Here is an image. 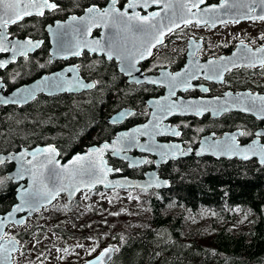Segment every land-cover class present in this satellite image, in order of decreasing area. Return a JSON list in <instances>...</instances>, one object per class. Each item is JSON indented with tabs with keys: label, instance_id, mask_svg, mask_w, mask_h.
Returning <instances> with one entry per match:
<instances>
[{
	"label": "trees",
	"instance_id": "16d2710c",
	"mask_svg": "<svg viewBox=\"0 0 264 264\" xmlns=\"http://www.w3.org/2000/svg\"><path fill=\"white\" fill-rule=\"evenodd\" d=\"M104 71L98 64L90 92L0 106V153L52 144L66 160L110 141L120 128L107 118L125 105L120 87L110 89ZM108 163L123 176L139 177L120 162ZM12 169L0 165V214L15 204L16 185L5 178ZM159 176L169 180L168 189H97L71 203L61 197L35 216L38 224L15 228L19 252L50 232L88 248L84 255L75 245L67 248L60 264H82L108 247H115L108 264H264V166L192 157L159 170Z\"/></svg>",
	"mask_w": 264,
	"mask_h": 264
},
{
	"label": "flooded vegetation",
	"instance_id": "af4514ba",
	"mask_svg": "<svg viewBox=\"0 0 264 264\" xmlns=\"http://www.w3.org/2000/svg\"><path fill=\"white\" fill-rule=\"evenodd\" d=\"M50 2H56L59 5L58 9H45L43 16L34 14L25 17L16 24H10L7 29H0V32L8 35L5 45L9 49L0 53V60H7L10 57V45L17 41L26 43L30 40L34 45L39 44V47L32 48L31 52L17 57L13 63L0 69V84L3 86L4 95H10L15 90L29 85L43 76H49L66 69L76 70L79 77L86 83L92 82L96 85L95 81L90 78L98 76V64H100V66L105 67L103 75L110 80L109 88L120 87L123 93L125 107L121 110L131 111V114L121 124H111L120 128L116 133L145 124L152 112L149 107L150 102L157 104L160 110L163 105L175 101L187 109H189V102H195V106L191 107L192 109L229 111L217 117H213L211 114L197 117L165 114L161 110V117L159 116L160 120L157 123V133L160 135L156 137L154 142V145L160 149L154 150L151 144L141 146V143H145L146 140L142 137L138 138L139 142L136 144L129 145L128 154L145 159V163L141 167L129 168L122 161L108 158L120 162L126 169L139 175L138 178L132 179H143L146 173L155 169V157L149 154L154 152V154H176L177 152L170 150L173 149V145H179L182 154L188 149L194 152L204 137H212V140L215 141L222 139L225 135L235 134L239 148L248 146L255 141L264 147V135L262 134L264 132V118H262L264 113H258L262 102L255 99L264 96V66L259 63V58L264 54L257 53L256 56L251 54L264 47V39H261L264 37V20L246 18L238 19V23L234 21L220 23L221 19L215 16V14L225 11L249 13L247 7L242 5L250 3L251 0H239L235 8L218 9L215 13L201 10L211 5L218 6L221 0H206L199 9L192 8L191 13L212 14V17L209 15L205 19L211 17L215 21V26L204 23L197 25L196 22H192L166 33L162 39L163 43L151 49V55L145 53L144 59H138L131 75L126 71L121 72L119 63L114 58L109 60L103 55L97 56L86 49L80 51L79 55H73V50H71L63 58L51 60L52 38L58 25L67 23L72 20V17L78 19L84 16L87 14V7L93 4L101 8L112 5L111 0H50ZM133 2L136 6L129 8V0H117L114 7L126 15L119 18L115 25L118 26L116 36L121 42L127 43L125 51L136 55L138 58L139 52L144 51L143 47L140 48L144 39L138 36V32L125 30L127 24L135 23V21H129L128 17L150 16L153 13H160L162 7L160 4L152 3V0H133ZM192 2L195 0L186 3L190 6ZM229 3H233V0H229ZM255 7L256 12L249 14L257 15L260 13V8ZM108 21L113 24L111 20ZM89 25L90 23L81 30V35L83 33L86 40L92 43L101 36V31L96 26L91 27L89 31ZM137 36L138 38H136ZM209 61L214 63L209 65ZM124 67H126L125 63ZM177 73L184 74L178 77V81L187 79L189 75L195 78L188 80L187 87L177 83L174 89L175 94L170 96L171 76ZM221 73L222 78L220 77ZM213 75L215 78H208ZM69 76L70 74H67V77ZM141 78L147 79V81L140 82L138 79ZM151 80L159 81V83H150ZM203 89H207V91ZM243 112H252L259 117ZM173 129L178 131L180 135H173L171 131ZM178 161H169L160 165L157 169L158 176L159 170ZM159 178L169 182L168 179L160 176ZM64 201H66L65 198ZM15 228L18 227L11 225L6 228L5 239L14 237L15 232L11 231H16Z\"/></svg>",
	"mask_w": 264,
	"mask_h": 264
},
{
	"label": "water",
	"instance_id": "95a60500",
	"mask_svg": "<svg viewBox=\"0 0 264 264\" xmlns=\"http://www.w3.org/2000/svg\"><path fill=\"white\" fill-rule=\"evenodd\" d=\"M146 1H149V0H146ZM187 1H190V0H171V7H169L168 9H165L164 3H168L169 0H164V3L160 4V6L162 7V11L159 13L158 16L155 17L153 22L158 23V26L160 23H162L164 25L165 34H166L168 33L167 27L170 24H173V22L175 25H179L178 27L184 24L182 17L186 19H191L193 22H195L197 19H200L201 21L206 20L205 17L212 15V14H205L204 12H199V13H195V15L193 16L185 8H183V5ZM247 15H251V14L246 13V12L236 13V12H228V11L215 14V16L219 17L221 20H224V21H236L238 19H246ZM88 16L89 14L87 13L84 16L76 20L72 19L68 21L67 23L58 25L56 27L54 36L52 38L53 45L51 49V60L63 58V56L65 54H68V52H70L71 50H76L77 44L80 45L78 49L79 52L86 49L89 52L95 53L97 56L103 55L106 58H108L107 57V42L110 39L115 40L117 42H121L119 38L116 36L118 26L110 23L107 19L101 21L99 17H97L96 19H97V22L99 23V26H96V28H98L101 31V36L95 41H100L102 45H105V49L103 51H100V50L91 51L90 49L96 46L94 44L95 41H92V43H90V41L86 40L83 33L81 35V30H83L85 26L88 23H90V19H88ZM81 18H84V19H81ZM178 27L173 26V30H175ZM138 36L144 40L151 39V36H144L141 33H139ZM138 36L136 38H138ZM14 44L17 45L16 51L13 52L12 50H10L11 51L10 57H8L7 60H0V63H4L5 66L9 65L10 63H13L17 57L21 56L20 52L23 49L19 47V44H23V43L22 42L18 43L17 41L10 45L11 49H12V45ZM31 51L32 49L27 51V53ZM11 57H13V59H11ZM65 57H69V56H65ZM113 58L119 63V69L121 71V68L124 67V63L120 59H118L115 55L113 56ZM58 73L61 74L60 79L63 81V84H64L63 88H57L53 86L54 82L56 81L57 73H54L49 76H43L29 85L23 86L15 90L10 95H4L3 86L2 84H0V106L22 107L32 102L39 95L50 97V96L63 95V94H79L84 91L93 90L94 88V87H90V88L81 87L80 86L81 84H94V83L92 82L86 83L82 78L79 77V74L76 70L72 72L66 69ZM67 74H70V76L67 77ZM45 77L49 78L48 81H45ZM138 80L140 82L147 81V79H144V78H141ZM25 89L35 90L34 96H28L27 92L22 91ZM4 100H8L9 102L4 103L3 102ZM12 100H16L18 102L12 103L11 102ZM149 107L152 109V112H151L149 120L145 124L133 127L127 131H120L116 133L115 137L111 139L110 141L103 142L98 145H92L88 147L84 152L76 153L66 160L60 158L59 151L52 144H47L43 146H35L33 148H21L20 150L16 152H10L6 154L0 153V159H4L5 161L4 163L7 162L13 166V169L5 175V178L7 180H10L13 184L17 185L16 194H15V204L7 212L0 214V222H2L0 223V235H4L6 228L11 225L16 226V227H21L25 225V223L27 222L29 218L34 217L35 215L40 213L43 209L50 207L61 196H63L66 199L67 203H71L75 201L81 193L93 192L97 189H102L104 191L137 190V191H142V192H150L152 190H166L170 186L169 182L167 180H163L159 178L157 169L160 165L165 164L169 161H178L181 159L192 158V157L198 158V159L199 158H212L214 160H221V159L234 160L236 159L242 162L256 161L258 165L264 166V162H262L261 160V155H262L261 149L264 147L260 146L258 141H255L252 144L245 146V147H240V148L238 147V148L229 150L225 145L226 143L230 144L231 141L228 138L230 136L235 135V134H229V135L223 136L222 139L215 140V141L212 140V137L202 138L198 148L194 152L188 149L186 150L185 153L182 154L180 152V148L175 149V150L170 149L171 151L177 152L176 154H154L155 152L154 153L152 152L153 154H149V155H152L153 157H155V162H154L155 169L146 173L143 179H132V178L120 175V171L118 169L113 168L111 165H109L108 158L122 161L126 163L129 168L141 167L145 163V159L143 157L133 156L127 153L130 149L129 145L136 144L137 142H139L138 141L139 137L146 139L145 143H141V146H144L145 144H151L154 147V150L160 149L154 145V142L156 141V137L160 135L159 133H157L158 131L157 123L160 120L159 116H160L161 110L158 109V105L154 104V102H150ZM228 112H229L228 110H213L212 109V110H199V114H197V109L181 108V109H175L172 115H190V116L200 117L204 114H211L213 117H217L218 115L222 113H228ZM243 113H248L256 117H259L252 112H243ZM258 113H262V112L260 111ZM130 114H131V111L127 109L120 110L119 112H116L110 117H108L107 122L110 124H116V125L121 124ZM145 125H147L148 127L145 128ZM136 129H140L141 131L137 132L135 131ZM126 133L129 134L128 139L121 140L119 143H117L118 137H122ZM262 134L264 135V132ZM262 134H258V135H262ZM106 143L110 147L104 151L103 159L106 162V167L109 169H112V171L108 172L104 180V183H95L91 187H85L84 184L81 182L83 181L85 183H90L92 179H94L93 177H90L86 173L77 174L75 177H72L68 172L64 171L63 168L60 167V166H64L67 168L74 167L70 162L75 160L77 156H84L93 148H102L103 145ZM113 145H115V148H119L121 150L116 151L113 148ZM253 147L255 148V154H253V152L251 151L247 153H244L241 151L242 149H250ZM46 148H55L56 152L52 157L54 163L48 165V169L43 170V176L41 177V179H43L44 184H47L48 187L52 189L53 191H55L57 188H60V187H63L65 190L59 191V194L56 195L54 199H51L50 202H47L46 200L42 201V204L38 208V210L33 211L25 207L23 211L12 212L13 207L16 204L21 203V200L19 198L20 192L24 188L32 187V179H31L30 173L27 171L24 173V176L22 179L19 178L17 176V173L20 171V161L11 160L9 159V157H12V156L18 157L20 153L22 152L32 153V152H35L37 149L43 150ZM245 155L248 156L247 159L244 158ZM31 158L32 157L29 155L25 159L27 160ZM39 159L41 161H45L46 156L41 155L39 156ZM56 162H58L59 166L57 165ZM3 164H0V165H3ZM29 167H30L29 165L25 164V168H29ZM72 186H79L80 191H74ZM39 188H40V184L37 183L36 189H39ZM36 189H33V191H36ZM9 212H12L11 216L8 215ZM20 221H23V223H20ZM0 243H3V241H0ZM16 248L18 250L11 252L10 256L7 253L0 254V261H3L4 264H13V256L17 254L20 250L19 241L16 244ZM105 249H111V250L105 256H103L102 264H108L110 260L112 259L114 252H115V247H108ZM104 250H102L98 255L87 260L86 262L82 264H91V262L97 261V259L101 257V253L104 252Z\"/></svg>",
	"mask_w": 264,
	"mask_h": 264
},
{
	"label": "snow or ice",
	"instance_id": "6c2138e0",
	"mask_svg": "<svg viewBox=\"0 0 264 264\" xmlns=\"http://www.w3.org/2000/svg\"><path fill=\"white\" fill-rule=\"evenodd\" d=\"M206 0H195V2H192L189 6L188 3H185L183 5V8H185L189 13H191L192 8L199 9L201 4H205ZM239 0H233V3H229V0H221V3L217 5H211L210 7L203 9L201 11L208 12V13H215L218 11V9H224V8H235L237 6V3ZM117 3V0H111L110 7L101 8L100 6L93 4L89 7H87L86 11L89 14L88 19H90V25H89V31L91 27L93 26H99V23L97 22V17L101 21L107 19L111 20L113 24L115 25L117 23V20L123 16L126 15V13L119 12L118 9L114 7V5ZM152 3L155 4H161L164 3V0H152ZM135 3L133 0H129L128 7L133 8L135 7ZM147 6V5H145ZM247 7V10L249 13L256 12V7L258 6L260 8V14L257 15H247L246 18L252 19V20H264V0H251L250 3H245L244 5ZM59 5L56 2H50V0H0V29H7V27L10 24H16L18 21L23 20L25 17L32 16V15H39L43 16L45 9L50 10H56L58 9ZM171 7V0H169L168 3H164V8L168 9ZM115 14V15H114ZM193 16L195 13H191ZM159 13H153L151 16H129V21H135V23H129L125 26V30L129 32H138L143 34L144 36H151V39L149 40H143L141 42V47L144 48V51H140L138 58L134 54L127 53L125 50L127 49V43L126 42H117L115 40L110 39L107 42V57L109 60L113 58L115 55L118 59H120L123 63L126 64V67H122L121 71H126L129 75H131L133 69L135 68V64L138 62V59H144L145 53L148 55H151V49L156 47L158 44H162L163 40L162 37L165 34L164 25L162 23H154L153 20L156 16H158ZM73 20H76V17H72ZM84 19V18H81ZM183 23L185 25L192 23L193 21L191 19L183 18ZM196 24L199 25L201 23L204 24H210L211 26H215V21L209 17V19L201 21L200 19H197ZM234 22H239L234 21ZM220 23H227V21L220 20ZM173 26L178 27L179 25L170 24L167 27L168 32H172ZM261 39H264V37H261ZM8 40V35L4 32H0V52L8 51L9 49L5 45V41ZM19 43V42H18ZM94 44L95 47L91 48V51H103L105 49V45H102L100 41H95ZM19 47L23 49L20 54L26 55L27 51L31 50L34 47H39V44H32V42L29 40L26 43L19 44ZM80 45H76V50L72 51L73 55H79L80 52L78 51ZM17 49V45H12V51L15 52ZM251 52V50H249ZM257 53L264 54V47H261L257 49L255 52H252L251 54L253 56H256ZM209 65L213 64V61L208 62ZM259 63L261 66H264V56L259 58ZM4 63H0V68L4 67ZM254 66V65H253ZM68 71H73V69H68ZM184 75L183 73H177L174 76H171V82L169 84L170 92L169 95H174V89L177 85V83L183 84L185 87L188 86V80L194 79L195 77L192 75H189L187 79L183 81H178V77ZM61 74H56V81L54 82L53 86L57 88H63L64 84L63 81L60 79ZM220 77L222 78V73L220 74ZM209 79L215 78V76H209ZM48 77H45V81H48ZM150 83H159V81L151 80ZM70 83V82H69ZM81 87H94V84H81ZM204 91H207V89H203ZM27 92L28 96H34L35 90H22ZM27 98V97H25ZM168 99V98H165ZM218 99V98H217ZM255 99H259L262 104L260 107V111L264 113V96L262 97H256ZM4 103H8V100H4ZM12 103H17L18 101L12 100ZM159 103V102H158ZM195 106V102H189L188 107L191 108ZM183 108V105L176 103L175 101H172L166 105L162 106V111L165 112V114H172L175 109H181ZM247 110V109H246ZM197 114H199V108H197ZM264 118V117H262ZM148 126L145 125V128ZM135 131L140 132V129H136ZM173 135L179 136L180 133L176 131L175 129L171 130ZM146 134V133H145ZM129 134H124L122 137H118L117 143H119L121 140L128 139ZM231 143L227 144L226 147L229 150L238 148L239 146L236 144V136H230L228 138ZM110 146L106 143L103 145L102 148H93L91 149L86 155L84 156H77L75 160L71 161L70 163L74 166L72 168H67L64 166H60L63 168L64 171L68 172L72 177H75L77 174H87L90 177H93L92 181L90 183L81 182L84 184L85 187H91L95 183H104V180L108 174V172L112 171V169H109L106 167V162L103 159V153L106 149H108ZM113 148L116 151H119L121 149L115 148V145H113ZM172 148L179 149V145H173ZM244 153H247L249 151L253 152L255 154V148L250 149H242L241 150ZM56 150L55 148H46V149H37L35 152L28 153V152H22L20 155L9 157L11 160H19L20 161V171L17 173V176L19 178H23L24 173L27 171L31 175L32 179V187L31 188H24L20 192V204H16L12 212H19L23 211L24 208L31 209L33 211L38 210V208L41 206L42 201L50 202L51 199H54L56 195L59 194V191L65 190L63 187L57 188L55 191L50 189L47 184H44L43 179L41 177L43 176V170L48 169V165L53 164V155L55 154ZM261 160L264 162V148L261 149ZM31 156V159H25L27 156ZM44 155L46 156L45 161H41L39 159V156ZM245 159L248 158L247 155L244 157ZM5 161L4 159H0V164H3ZM58 165V162H56ZM25 164L29 165V168H25ZM59 166V165H58ZM118 171V170H117ZM52 174V173H50ZM3 181L0 180V184H2ZM37 183L40 184V188L36 189ZM74 191H80L79 186H72ZM33 189H36V191H33ZM12 212H9L8 215L11 216ZM2 223V222H0ZM20 223H23V221H20ZM0 235V241H3V243H0V254L7 253L9 256L11 255V252L17 251L16 244L18 241H16L15 237H8L7 240H5V236ZM95 249H93L94 251ZM111 249H105L104 252L101 253V257L97 259V261L91 262V264H102V258L105 256ZM0 264H4L3 261H0Z\"/></svg>",
	"mask_w": 264,
	"mask_h": 264
},
{
	"label": "rangeland",
	"instance_id": "374dc122",
	"mask_svg": "<svg viewBox=\"0 0 264 264\" xmlns=\"http://www.w3.org/2000/svg\"><path fill=\"white\" fill-rule=\"evenodd\" d=\"M82 200L85 197L81 196ZM97 196L93 197V200H98ZM127 201V197L123 199L121 202V206ZM40 221L39 218L35 216L31 218L26 224L25 227H29L33 224H38ZM20 231V229L18 230ZM11 232H15L14 230ZM78 248L80 244L69 242L68 244L62 242L60 238L55 237L50 232H48L45 236L40 238H33L26 245V251L24 253L18 252L13 257V264H60L58 263V258L62 256L63 252L67 250V248L72 247ZM78 253L80 255H84L88 253V248H78Z\"/></svg>",
	"mask_w": 264,
	"mask_h": 264
}]
</instances>
